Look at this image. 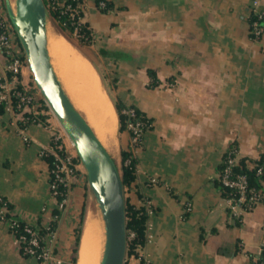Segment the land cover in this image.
Listing matches in <instances>:
<instances>
[{
	"label": "crops",
	"instance_id": "1",
	"mask_svg": "<svg viewBox=\"0 0 264 264\" xmlns=\"http://www.w3.org/2000/svg\"><path fill=\"white\" fill-rule=\"evenodd\" d=\"M98 1L81 0V21L108 41L93 62L111 82L108 91L99 74L117 124L116 100L151 120L135 150H129L126 129L117 137V126L105 146L115 161H122V150L134 157L135 180L124 196L135 207L151 202L153 239L143 246L150 264H252L249 254L264 247V199L237 218L218 186L228 147L236 146L249 169L264 150V30L257 39L251 36V0H106L108 12ZM9 7L12 0H0V9L8 13ZM6 63L0 48V76L7 75ZM24 76L29 78L28 70ZM36 110L0 112V194L29 216L49 217L50 170L40 150L52 144V129L39 118L26 124L29 142L19 132L23 119L45 118L43 106ZM152 177L159 182L150 183ZM85 188L82 181L73 192ZM87 194L92 203L84 226L94 213L100 233L98 208ZM64 232L61 226L54 249L66 246ZM97 254L98 261L100 240ZM0 264L41 263L23 256L12 233L0 226Z\"/></svg>",
	"mask_w": 264,
	"mask_h": 264
},
{
	"label": "water",
	"instance_id": "2",
	"mask_svg": "<svg viewBox=\"0 0 264 264\" xmlns=\"http://www.w3.org/2000/svg\"><path fill=\"white\" fill-rule=\"evenodd\" d=\"M9 18L25 50L34 82L65 130L83 164L104 228L100 264H124L127 225L124 185L115 159L102 145L65 92L48 47L44 0H15Z\"/></svg>",
	"mask_w": 264,
	"mask_h": 264
},
{
	"label": "built area",
	"instance_id": "3",
	"mask_svg": "<svg viewBox=\"0 0 264 264\" xmlns=\"http://www.w3.org/2000/svg\"><path fill=\"white\" fill-rule=\"evenodd\" d=\"M75 1H78L77 5L75 6H73L71 3H67L65 0H49V4L52 10H59L60 14H68L73 20L71 23L73 25L75 21L80 22L82 13L81 0ZM98 5L100 8H105V0H100L98 2ZM248 18L251 26V36L257 39L261 36L264 30V8H262L260 0H251ZM74 30L76 33L80 34L79 26L75 25ZM93 38L103 39V36L100 34H93ZM0 47L5 50L9 58L8 63L6 64V72L10 73L15 79V77L20 75V73L22 72L25 60L27 63L28 60L25 50L21 44V41L12 22H0ZM13 78L10 79L7 75L0 76V105L2 103H5L7 110L14 107L21 110L24 107H33L34 105L36 107L40 106L41 102L39 101V98H42V96L35 93V91L28 90L22 86L17 87L14 84ZM44 104H46V102H44ZM125 114L128 116H134L135 111L133 109H128L126 110ZM22 121L23 125L20 126L19 132L22 135L24 141L29 142L30 138L25 133L26 124H28L29 122H36V119L34 117H29ZM126 128L131 135L129 150L132 151L142 145L146 123L142 121H128L126 123ZM57 139H60V136L55 137V141H57ZM53 147V145L42 146L40 154L43 157H48L50 155L54 156L55 165L54 169L52 170L53 177L51 180V189L52 195L56 197L58 195H64V191H62L60 187L62 186L63 188H65L67 186V179L69 178V174L73 172V163L72 157H70L66 153L62 154L61 152V155L56 153ZM237 157L238 151L236 146H230L226 150V154L223 160L224 167L221 171L220 176L222 184L230 187L235 191L232 197L226 198L228 199V203L233 211H236V209L240 210L245 206L246 210H248L249 208H252L257 203H259L263 197V192L261 190L263 186V178L259 179V186H253L250 184L247 174L233 171L234 166L237 164ZM259 160L261 161L254 164L255 166L254 168H252L255 169V174L257 176L264 175V150L261 153ZM127 163H130V159L128 160V162L126 161V164ZM158 182L159 180L156 177H152L150 179V183L152 184H156ZM64 200L65 198H63L62 201ZM60 204H63V202H61ZM145 206L147 214L150 217L153 214L151 202L147 200ZM9 207L10 206L8 200L0 195V223L5 222L12 228V230L21 231L18 232V239L24 245V250L26 253L32 255L36 254L38 258L45 263L49 262L50 260H54L52 251L44 248V239L41 235L38 234L37 228L30 223L22 221L19 217H15V215L11 212V208ZM186 209L191 210L190 203L187 204ZM130 237H134L133 232H131L129 235L127 234V242ZM152 239L153 234L151 232V225L150 223H147L146 242ZM260 251L261 250H259L258 253H260ZM135 260L136 262L132 264H150V261L145 259L143 254H140L138 257H136ZM125 262L124 264H126ZM128 264H131L130 260Z\"/></svg>",
	"mask_w": 264,
	"mask_h": 264
},
{
	"label": "rangeland",
	"instance_id": "4",
	"mask_svg": "<svg viewBox=\"0 0 264 264\" xmlns=\"http://www.w3.org/2000/svg\"><path fill=\"white\" fill-rule=\"evenodd\" d=\"M12 4H13V9L15 10V0H12ZM46 8H47V12H48V27H49V25L50 26L54 25L55 28H57L59 30V32L63 35L65 40L68 42V44L71 47H73L74 49H76L86 60H88L90 62V64L94 68L95 72L97 73L98 77H99V74L101 73L100 75H102V78H103V81L106 85V88L108 89V91H111L112 90L111 82L108 80V76L105 73V71L103 70V67L100 65L99 61H98V63L93 62L95 57H97L100 48H102L104 45H106L107 44L106 42H108V41H105L102 38H97V39L93 38V33L88 29V27H87V30L89 31V35H87V36H85L84 34L76 33L75 30H73V31L62 30L58 26L57 20L52 16V9H49V6L47 3H46ZM0 20L4 21L5 23L11 22V20L9 18V14L5 10H2V9H0ZM2 21H0V22H2ZM80 22H82V21L80 20ZM0 48L5 53L6 58H7V63H8L9 58H8L5 50L2 47H0ZM50 55L52 58L51 52H50ZM24 70H28V72H29V78L28 79L25 78L26 76H24ZM7 76L10 79L13 78L10 73H7ZM100 82H101V85L103 87L101 80H100ZM153 82L154 81H152V83ZM14 84L17 87L22 86L28 90H33V91H35V93L40 94L42 96L40 90L37 88V86H35L34 77L32 75L30 68H29V64L26 62V60H25V63L23 64L22 72L20 73V75L15 77ZM103 89H104V87H103ZM42 100H43V102H42ZM39 101L41 102V105L39 107L43 106V115L45 116V118H43L42 115L39 117L40 114H36L37 116L35 115L33 117L36 119V121H38L40 118V120L45 124V126L48 129L49 128L52 129V131H51L52 132V139H51L52 144H50V145L54 146L53 148H54L56 153H58L60 155H61V152H62V154L66 153L67 155L72 157L73 172L69 174V178L67 179L68 183L64 189V195H62V196L58 195V196L54 197L52 195V189H51V180L52 179H50V190H51V196H52L53 201H54V206H53V209L51 211V215L49 217L48 216L45 217L44 215H42V216L30 215L29 216L22 209H20L19 206L14 205L9 199H7V198L6 199L8 200L9 206H10L9 208H11V212H12V214L15 215V217H19L22 221H24L26 223H30L37 228L38 234L41 235L44 239L43 240L44 248L52 251V256H53L55 261L50 260L49 262L45 263L44 261L39 259L36 254L32 255V254L26 253L24 250V245L18 239V232H21V231L20 230H17V231L12 230V228L5 222L0 223V226H6V228H8V230L12 233V235L14 236V238L17 242L18 248H19V250L23 256L34 257L41 264H77L78 255H79V245H80V241H79L78 250H77V252L74 253V247L76 244L77 229L81 227V233H80V240H81L84 222H85V219H86V216L88 213L87 211H88L89 206L92 203L90 201V205H89V201H87L86 197L88 195L87 193L91 192V191H90V188L88 185L86 170H85L83 164L81 163V161H80V159L76 153V150H75L74 146L72 145L70 138L66 134L65 130L63 129V127L61 126L59 121L57 120L56 116L53 114L52 110L48 106V104L45 101L43 96H42V98L41 97L39 98ZM44 102H46L47 105L44 104ZM42 103H43V105H42ZM2 104H4V106H6L5 103H2ZM29 107H32V106H29ZM37 108L38 107H36L35 105L32 107V112H31L32 115H33V113H35V111H37L36 110ZM135 108L136 107L131 106V105L126 106L125 108L122 109V113L125 114L126 110H128V109H133L135 111ZM24 109H25V107H24ZM23 120H25V119H23ZM22 123H23V121H22ZM29 123L32 124L35 122H29ZM124 129L127 130L126 126L124 127ZM118 135H119V122L117 124V137H118ZM57 136H60V139H57V141H55V137H57ZM237 151H238V149H237ZM225 154H226V152H225ZM128 160L129 159H127L126 161L128 162ZM223 160H224V157H223ZM223 160H222V163H223ZM258 160L254 164L258 163ZM116 161H117L116 163L118 165L120 174L122 175V167L124 164H126V161L125 162H123V160L122 161L116 160ZM236 162H237V164H239L241 162V160L237 157ZM129 164L130 163H127L126 165H129ZM254 164L252 165V168H254V166H255ZM82 181L85 183L86 188L83 189V191L81 190V192H79V193L76 192V190H74V192H73L74 185H80ZM262 183L264 184V178L262 179ZM84 190H85V192H84ZM262 192H263V190H262ZM0 195H2V194H0ZM262 196H263L262 197V200H263L264 199V192L262 193ZM63 198H65L64 201H62ZM61 202H63V204H60ZM226 202H227V206H228L229 210H231L232 214L235 215L237 218L241 215L242 211H249V210L253 209V207H254L253 206L252 208H249L248 210L241 208L240 210L236 209V211H233L231 206L228 203L229 202L228 199H226ZM47 211H49V209L47 207H43V213H45ZM97 212L99 213L98 209H97ZM99 215H100V213H99ZM82 219H83V223H82ZM61 226H63V228L65 230L64 235H62V236H64V239L61 242L65 243L66 246H64V247L59 246V248L56 247L57 251H55L56 249L53 248V245H51V243L53 242V244H54V242L60 240L59 234H60V227ZM146 226H147V224H146ZM42 231H43V233H42ZM127 234H128V230H127ZM57 238H59V239L57 240ZM132 238L133 237H130L129 239H132ZM129 239H128V241H129ZM145 241H146V229H145ZM127 247H128V244H127ZM140 254H143L145 259H147L149 261L148 257L144 253L143 247L137 246L133 249V252H131V253L127 252L126 253V262L125 263L128 264L129 260L131 261V264L136 262L135 259ZM74 256L76 258L75 262H73V260H72ZM99 259H100V257H99ZM98 262H99V260H98Z\"/></svg>",
	"mask_w": 264,
	"mask_h": 264
},
{
	"label": "bare ground",
	"instance_id": "5",
	"mask_svg": "<svg viewBox=\"0 0 264 264\" xmlns=\"http://www.w3.org/2000/svg\"><path fill=\"white\" fill-rule=\"evenodd\" d=\"M47 36L52 62L65 92L105 147L115 136L117 116L101 87L97 73L90 62L71 47L53 25L48 27V23ZM99 225L100 233L96 216L94 213L90 214L81 237L78 264H100L104 242L101 215H99Z\"/></svg>",
	"mask_w": 264,
	"mask_h": 264
},
{
	"label": "trees",
	"instance_id": "6",
	"mask_svg": "<svg viewBox=\"0 0 264 264\" xmlns=\"http://www.w3.org/2000/svg\"><path fill=\"white\" fill-rule=\"evenodd\" d=\"M67 3H71L73 6L77 5L78 1L75 0H65ZM100 1V0H99ZM98 1V2H99ZM106 2V7L105 8H100L104 12H108L111 9L110 4L105 0ZM44 3H46L49 6V9H51L49 0H44ZM52 16L57 20L58 26L62 30H69L73 31L75 25L79 26L80 28V34H84L85 36L89 35V31L87 30V27L84 23L82 22H77L75 21L74 24L72 25V19L68 14H60L59 10H52ZM149 74L152 75L154 78V82L152 83L153 85H156V78L155 75L151 70H148ZM114 106L118 115V122H119V130L124 129L126 126V123L128 121H142L146 123V128H149L151 125V120L145 116L144 113H142L139 109L135 108V114L134 116H128L126 114L122 113V109L126 107L122 102L115 101ZM2 109L6 110V106L4 104L0 105V112ZM44 159L47 161L49 165V170H50V179L53 177L52 170L54 169L55 165V159L54 156L50 155L48 157H44ZM127 159H130V164L126 165L124 164L122 167V181L124 187H129L135 180V160L134 157L129 150H122V160L125 162ZM261 160H258V163ZM223 163L220 166V173H219V179H218V186L219 189L221 190L223 196L225 198L232 197L233 193L235 192L233 189L230 187H227L222 184L220 176H221V171L223 170ZM234 172L242 173V174H247L250 184L253 186H259V179L264 178V175L257 176L255 174V169H249L246 167L245 163L241 161L239 164L235 165L233 168ZM62 191H64L65 188L62 186L60 187ZM126 205V225H127V230L128 234L133 232L134 237L132 239H129L128 241V247H127V252L131 253L133 252V249L137 246L143 247L145 244V229H146V224L148 222V214L146 210L145 203L143 202L141 206L135 207L132 204L129 203L128 200L125 201ZM246 209V206L244 207ZM231 212V210H229ZM58 212V211H57ZM83 223V219H82ZM45 232V231H44ZM43 233V231H42ZM80 233H81V227L77 229V236H76V244L74 247V253L77 252L78 250V245L80 241ZM250 258L252 264H263L264 263V247L261 248L260 253L255 252V253H250ZM73 262L76 261L75 256L73 257Z\"/></svg>",
	"mask_w": 264,
	"mask_h": 264
}]
</instances>
